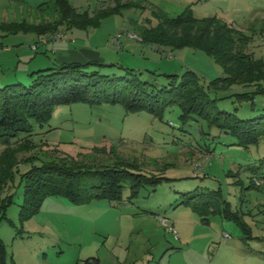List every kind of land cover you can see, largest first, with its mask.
I'll use <instances>...</instances> for the list:
<instances>
[{
    "label": "rangeland",
    "instance_id": "374dc122",
    "mask_svg": "<svg viewBox=\"0 0 264 264\" xmlns=\"http://www.w3.org/2000/svg\"><path fill=\"white\" fill-rule=\"evenodd\" d=\"M43 1L48 0L3 1L0 22L52 21L51 9L38 10ZM69 1L89 14L114 4V0ZM129 1L146 9L131 7L101 18L97 27L84 30L79 46L99 52L108 64L134 68L141 79L157 86L168 85L169 74L182 76L193 70L210 97L218 98L217 109L236 112L242 118L264 111V95L255 96L254 107L248 99L238 100L237 93L251 87L233 84L222 90L209 89V82L223 76L224 70L203 50L158 46L159 51L141 40L142 29L158 23L153 10L175 16L191 6L197 17L217 16L243 31L250 37L245 51L261 59L264 0ZM59 32L48 36L61 39L56 37ZM129 33L137 38H130ZM118 34V41H113ZM38 39L31 30H0V87L14 82L29 85L35 78L32 73L54 57L51 49L44 53L45 45ZM101 71L124 72L117 65ZM181 113L177 104L168 106L160 117L148 111L129 112L121 103L77 102L56 105L42 125L33 122L36 146L18 154L14 177L1 192V197L13 199L6 209L8 220L0 226L8 261L85 264L87 258L97 256L100 264H264V177L255 176L253 184L250 178V167L264 158V138L243 146L205 118L195 116L184 122ZM5 147L0 144V154ZM62 155L94 166L121 159L136 162L144 175L160 182L155 189L142 187L132 200L129 183L122 201L76 205L65 197L48 196L40 211L22 226L20 174ZM188 199L191 204L184 202ZM169 226L179 233V239Z\"/></svg>",
    "mask_w": 264,
    "mask_h": 264
},
{
    "label": "trees",
    "instance_id": "16d2710c",
    "mask_svg": "<svg viewBox=\"0 0 264 264\" xmlns=\"http://www.w3.org/2000/svg\"><path fill=\"white\" fill-rule=\"evenodd\" d=\"M131 7L146 9L135 1L114 0L113 5L89 14L88 11L78 10L69 0H53L38 6L40 12L51 9L55 15L52 21L33 22L26 18L1 21L0 30H31L38 36L52 35L63 27L66 30H87L97 27L101 18ZM152 15L158 23L142 29L143 42L171 49L192 47L203 50L224 70L223 76L209 82V89L222 90L233 84L251 87V90L237 93V98L240 101L250 100L252 107L255 96L264 95V58L255 59L245 51L250 37L243 31L217 16L197 17L191 6L175 16L161 10H153ZM116 65L124 70L122 74L101 71L102 67ZM32 74L35 78L29 85L14 82L0 87V144L6 146L0 154V226L2 221L8 220L6 209L13 201L10 195L1 197V192L14 177L19 164L17 156L36 146L32 139L33 122L42 125L48 121L58 104L121 103L129 112L148 111L160 117L168 106L177 104L182 110L180 117L184 122L195 116L205 118L211 125L236 137L240 145L257 144L264 138V111L254 117L242 118L236 112L217 109L218 98L210 97L206 86L193 70L186 71L182 76L169 74L171 80L163 86L141 79L134 68L98 60L56 63ZM56 156L20 174L24 196L19 206L22 226L40 211L48 196L65 197L76 205L96 200L122 201L125 184L129 183L128 198L132 200L142 187L155 189L160 182L159 178L144 175L138 163L125 159L94 166L69 155ZM250 169L253 184L255 176L263 174L261 177H264V158ZM184 202L191 204L189 199ZM22 233L21 229L18 230V235L22 236ZM7 256L0 235V264H14L8 261ZM84 262L100 264V259L93 256Z\"/></svg>",
    "mask_w": 264,
    "mask_h": 264
},
{
    "label": "crops",
    "instance_id": "0c3cea01",
    "mask_svg": "<svg viewBox=\"0 0 264 264\" xmlns=\"http://www.w3.org/2000/svg\"><path fill=\"white\" fill-rule=\"evenodd\" d=\"M3 1H9V0H0V4ZM53 0L43 1L44 2H52ZM40 3V4H41ZM38 4V6L40 5ZM1 10V9H0ZM62 33L61 39H52L51 36H39L40 40L38 43L45 45L44 53H48V51L51 49L54 53V57L52 59L49 58L50 61H46V67H52L56 63H69V62H88L91 60H98L100 62H105V58H103L99 52L94 51L92 49H88L86 47L79 46V39L83 37L84 30L80 29H71L66 30L64 27L61 28L60 32ZM76 43V46H75ZM78 44V46H77ZM153 46V45H150ZM38 46L35 45L34 48L36 50ZM153 49L159 50L158 46H155ZM106 63V62H105ZM42 65V64H39ZM45 65V64H43ZM44 69V68H38ZM172 71V70H171ZM97 201V200H96ZM95 201V202H96ZM94 202V201H93ZM92 204V202L89 203V205ZM83 205V204H82ZM30 220V219H29Z\"/></svg>",
    "mask_w": 264,
    "mask_h": 264
},
{
    "label": "built area",
    "instance_id": "2783aa9c",
    "mask_svg": "<svg viewBox=\"0 0 264 264\" xmlns=\"http://www.w3.org/2000/svg\"><path fill=\"white\" fill-rule=\"evenodd\" d=\"M119 36H120V34H118L117 37H114L112 40H113V41H118V37H119ZM56 37H60V38H61L62 35H61L60 33H58V34L56 35ZM129 37H130V38H135V37L137 38V36H136L134 33H129ZM163 223H165V220L163 221ZM169 231L172 232V233L174 234V236H175L176 239H179V238H180L179 233L176 232V230L173 228V226H169Z\"/></svg>",
    "mask_w": 264,
    "mask_h": 264
}]
</instances>
